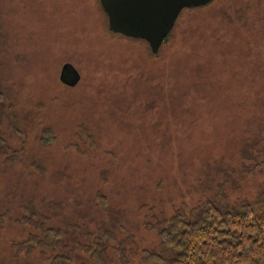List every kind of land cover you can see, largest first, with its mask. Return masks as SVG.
<instances>
[{
    "label": "rangeland",
    "instance_id": "rangeland-1",
    "mask_svg": "<svg viewBox=\"0 0 264 264\" xmlns=\"http://www.w3.org/2000/svg\"><path fill=\"white\" fill-rule=\"evenodd\" d=\"M178 20L154 58L98 0H0V264H168L162 232L209 199L264 217V0Z\"/></svg>",
    "mask_w": 264,
    "mask_h": 264
},
{
    "label": "trees",
    "instance_id": "trees-1",
    "mask_svg": "<svg viewBox=\"0 0 264 264\" xmlns=\"http://www.w3.org/2000/svg\"><path fill=\"white\" fill-rule=\"evenodd\" d=\"M218 2L219 0H214L207 6L186 10L194 12L212 9ZM98 3L105 16V29L108 34L131 41H143L147 44L150 55L158 58L159 54L153 55L146 41L112 32L108 26V16L102 8L100 0ZM238 10V6H236L231 12H221L220 15L234 25L233 17L239 16ZM241 10L244 11V9ZM178 21L165 43L174 44L177 42L181 29ZM244 24L245 22L241 27ZM43 134L50 138L48 141L41 139V144L43 146L50 145L53 140L51 130L44 129ZM215 201L216 198H212L205 203V208H203V212H200L199 218L191 219L178 215L172 219L170 227L164 229L162 232L163 244L168 252H172L168 264H264V217L256 216L250 204L231 208V206L223 207L221 203L217 205ZM101 203L105 209L107 203L103 200ZM42 233L43 239L40 246L43 248H53L63 242L64 234L58 228H48ZM148 255L151 259L156 260L150 253ZM51 259V264H71L72 261L68 255L64 254L53 256Z\"/></svg>",
    "mask_w": 264,
    "mask_h": 264
},
{
    "label": "water",
    "instance_id": "water-1",
    "mask_svg": "<svg viewBox=\"0 0 264 264\" xmlns=\"http://www.w3.org/2000/svg\"><path fill=\"white\" fill-rule=\"evenodd\" d=\"M214 0H100L108 16L109 29L123 36L144 40L153 55L159 54L167 37L186 9L201 8ZM74 75L69 81L67 74ZM60 80L74 87L81 74L71 63L62 67Z\"/></svg>",
    "mask_w": 264,
    "mask_h": 264
},
{
    "label": "flooded vegetation",
    "instance_id": "flooded-vegetation-1",
    "mask_svg": "<svg viewBox=\"0 0 264 264\" xmlns=\"http://www.w3.org/2000/svg\"><path fill=\"white\" fill-rule=\"evenodd\" d=\"M67 79L69 80V81H73L74 80V75L73 74H71V73H68L67 74ZM80 82V81H79ZM66 85V84H65ZM68 86V85H67Z\"/></svg>",
    "mask_w": 264,
    "mask_h": 264
}]
</instances>
